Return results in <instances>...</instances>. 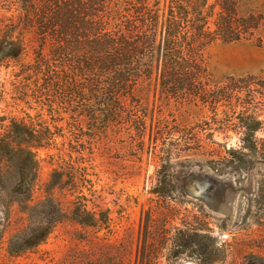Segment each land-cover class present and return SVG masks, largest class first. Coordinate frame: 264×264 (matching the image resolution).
Listing matches in <instances>:
<instances>
[{
    "label": "rangeland",
    "instance_id": "1",
    "mask_svg": "<svg viewBox=\"0 0 264 264\" xmlns=\"http://www.w3.org/2000/svg\"><path fill=\"white\" fill-rule=\"evenodd\" d=\"M5 1L0 47L24 51L0 61V264H264V89L243 86L264 77V0H237L258 29L210 47L200 94L138 89L107 125L40 102L20 73L35 37ZM191 173L225 181L224 212L186 194Z\"/></svg>",
    "mask_w": 264,
    "mask_h": 264
},
{
    "label": "trees",
    "instance_id": "2",
    "mask_svg": "<svg viewBox=\"0 0 264 264\" xmlns=\"http://www.w3.org/2000/svg\"><path fill=\"white\" fill-rule=\"evenodd\" d=\"M5 6L35 37V56L20 73L34 81L40 102L94 122L103 108L104 125L123 115L124 98L143 102L138 89L161 86L175 100L200 94L206 84L194 80L208 75L210 47L258 29L256 19L239 17L237 0H6ZM23 51L22 42L4 45L0 61ZM251 80L243 86L264 89V77ZM258 126L247 122L245 149L256 151ZM231 154L239 162L247 157Z\"/></svg>",
    "mask_w": 264,
    "mask_h": 264
},
{
    "label": "flooded vegetation",
    "instance_id": "3",
    "mask_svg": "<svg viewBox=\"0 0 264 264\" xmlns=\"http://www.w3.org/2000/svg\"><path fill=\"white\" fill-rule=\"evenodd\" d=\"M191 185L187 189V183ZM182 188L209 210L221 213L227 204V188L220 176L212 173H191L182 179ZM187 189V190H186Z\"/></svg>",
    "mask_w": 264,
    "mask_h": 264
},
{
    "label": "water",
    "instance_id": "4",
    "mask_svg": "<svg viewBox=\"0 0 264 264\" xmlns=\"http://www.w3.org/2000/svg\"><path fill=\"white\" fill-rule=\"evenodd\" d=\"M180 264H195L192 261H181Z\"/></svg>",
    "mask_w": 264,
    "mask_h": 264
}]
</instances>
